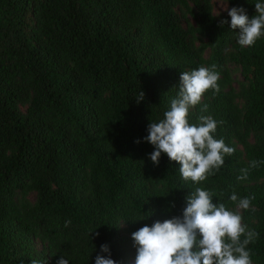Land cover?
<instances>
[{"label":"trees","instance_id":"trees-1","mask_svg":"<svg viewBox=\"0 0 264 264\" xmlns=\"http://www.w3.org/2000/svg\"><path fill=\"white\" fill-rule=\"evenodd\" d=\"M221 1L222 11L213 0H0V264H95L101 245L135 264L132 233L182 216L195 187L240 212L258 233L252 264H264V164L237 178L264 161V37L242 48L226 11L251 18L264 0ZM212 65L220 92L188 120L211 116L235 152L194 184L166 154L154 166L145 137L181 72ZM233 192L254 196L249 210Z\"/></svg>","mask_w":264,"mask_h":264},{"label":"clouds","instance_id":"clouds-1","mask_svg":"<svg viewBox=\"0 0 264 264\" xmlns=\"http://www.w3.org/2000/svg\"><path fill=\"white\" fill-rule=\"evenodd\" d=\"M255 10L256 15L249 18L242 7L226 9L231 29H239L236 39L242 48L251 47L264 37V3H255ZM227 23L222 20L220 26ZM215 69L216 65H212L181 72L178 93L170 101V110L164 112L159 122L149 123L145 137V142L154 148L149 156L154 166L159 165L161 154H166L170 162L180 165L182 178L194 184L218 172L225 156L235 152L223 139L214 138L218 122L211 116L200 115L197 124L188 120L190 110L201 103L206 92H220L217 83L220 75ZM144 98L140 90L137 102ZM201 111L207 112L208 106L203 105ZM261 164L264 161L252 160L248 168L240 170L238 180H247L250 169ZM214 195L210 190L195 187L185 198L182 216L156 221L132 233L137 253L135 264H252L248 245L258 233L242 223L239 211L229 210L223 203H213ZM253 199L254 196L238 199L235 192L230 196L240 210H249ZM70 223L66 221V226ZM100 252L107 255H97L95 264H116L108 245H101ZM31 264L41 262L32 259ZM57 264H69V261L61 256Z\"/></svg>","mask_w":264,"mask_h":264},{"label":"rangeland","instance_id":"rangeland-1","mask_svg":"<svg viewBox=\"0 0 264 264\" xmlns=\"http://www.w3.org/2000/svg\"><path fill=\"white\" fill-rule=\"evenodd\" d=\"M214 11H222L224 9V4L221 0H213Z\"/></svg>","mask_w":264,"mask_h":264}]
</instances>
